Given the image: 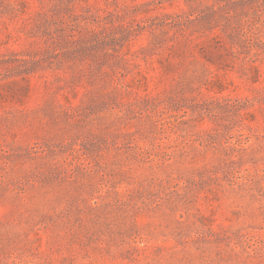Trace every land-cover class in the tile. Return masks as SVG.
<instances>
[{
  "label": "rangeland",
  "instance_id": "rangeland-1",
  "mask_svg": "<svg viewBox=\"0 0 264 264\" xmlns=\"http://www.w3.org/2000/svg\"><path fill=\"white\" fill-rule=\"evenodd\" d=\"M0 264H264V0H0Z\"/></svg>",
  "mask_w": 264,
  "mask_h": 264
}]
</instances>
